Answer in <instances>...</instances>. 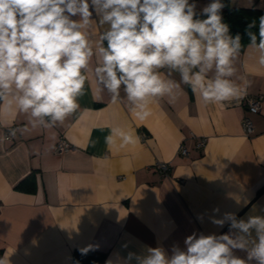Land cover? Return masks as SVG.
I'll return each instance as SVG.
<instances>
[{
    "label": "crops",
    "instance_id": "obj_1",
    "mask_svg": "<svg viewBox=\"0 0 264 264\" xmlns=\"http://www.w3.org/2000/svg\"><path fill=\"white\" fill-rule=\"evenodd\" d=\"M209 2L196 0L197 11ZM228 4L264 9V0ZM100 33L92 29L94 48ZM248 45L235 62L234 79L242 87L247 82L245 95L264 94V66ZM96 64L94 56L90 67ZM162 71L179 88L174 99L151 102L144 120L123 90L113 102L90 75L80 108L51 129L32 128L27 114L0 102V258L8 257L9 264H72L73 250L82 248L104 252L116 264L145 246H162L170 255L193 232L229 231L227 223L214 225L213 217L246 218L264 209V103L249 114L253 131L245 135L243 98L205 104L178 72ZM113 128L138 139L121 146L113 137L108 144ZM60 135L71 144L62 153L53 148ZM199 137L206 138L202 150L194 147ZM181 142L187 155L178 153ZM155 161L168 162L166 175L153 167ZM30 174L33 191L15 187Z\"/></svg>",
    "mask_w": 264,
    "mask_h": 264
},
{
    "label": "clouds",
    "instance_id": "obj_2",
    "mask_svg": "<svg viewBox=\"0 0 264 264\" xmlns=\"http://www.w3.org/2000/svg\"><path fill=\"white\" fill-rule=\"evenodd\" d=\"M225 6L223 0H210L199 11L196 0H0V102L27 114L32 128L51 129L80 108L90 75L98 92L106 91L113 102L123 90L130 109L144 120L151 102L166 95L174 99L179 88L165 69L169 75L178 72L205 104L242 99L247 82L242 87L234 79L241 35L230 34ZM94 27L101 29L95 48ZM256 28L253 20L245 34L264 66V15L258 33ZM113 137L121 146L138 139L121 128H113L106 143ZM211 222L227 223L229 231L193 232L185 247L174 244L170 255L162 246H145L116 264H264V209L246 218L225 213ZM0 264H9L8 257Z\"/></svg>",
    "mask_w": 264,
    "mask_h": 264
},
{
    "label": "trees",
    "instance_id": "obj_3",
    "mask_svg": "<svg viewBox=\"0 0 264 264\" xmlns=\"http://www.w3.org/2000/svg\"><path fill=\"white\" fill-rule=\"evenodd\" d=\"M223 3L226 5L222 10L223 21L229 25L232 36L237 33L241 35V50H243L249 44L248 36L245 34L247 24L255 20L257 28L253 29V31L258 33L259 17L264 15V9L230 6L228 0H223ZM31 175L22 179L15 187L20 190L33 191L34 184L30 178ZM105 262L104 252L75 248L72 253V264H105Z\"/></svg>",
    "mask_w": 264,
    "mask_h": 264
},
{
    "label": "built area",
    "instance_id": "obj_4",
    "mask_svg": "<svg viewBox=\"0 0 264 264\" xmlns=\"http://www.w3.org/2000/svg\"><path fill=\"white\" fill-rule=\"evenodd\" d=\"M243 102L246 107L247 113L244 114L241 120V126L242 130L245 135H249L253 131V122L249 116L250 113H256L258 112L260 106L262 103H264V94L259 93L256 95H245L243 97ZM10 133H5L4 138L5 139H12ZM206 143V138L204 137H199L195 141L194 147L196 149L202 150L205 146ZM54 151L58 153L65 152L71 148V144L68 142V140L63 136L60 135L55 144H54ZM178 153L181 155H187L188 153V148L185 146L183 142H181L178 146ZM153 167L157 169V171L162 175H166L168 173L169 169V164L168 162L165 161H155L153 164Z\"/></svg>",
    "mask_w": 264,
    "mask_h": 264
}]
</instances>
